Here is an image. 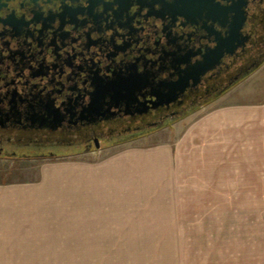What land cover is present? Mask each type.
<instances>
[{"label":"flooded vegetation","instance_id":"af4514ba","mask_svg":"<svg viewBox=\"0 0 264 264\" xmlns=\"http://www.w3.org/2000/svg\"><path fill=\"white\" fill-rule=\"evenodd\" d=\"M219 49V63L181 92ZM263 64L264 0H0V160L133 142ZM174 90V101L158 104L156 93Z\"/></svg>","mask_w":264,"mask_h":264},{"label":"rangeland","instance_id":"374dc122","mask_svg":"<svg viewBox=\"0 0 264 264\" xmlns=\"http://www.w3.org/2000/svg\"><path fill=\"white\" fill-rule=\"evenodd\" d=\"M229 135L151 172L147 140L74 158L0 160V264H264V132ZM130 153L136 172H105Z\"/></svg>","mask_w":264,"mask_h":264},{"label":"crops","instance_id":"0c3cea01","mask_svg":"<svg viewBox=\"0 0 264 264\" xmlns=\"http://www.w3.org/2000/svg\"><path fill=\"white\" fill-rule=\"evenodd\" d=\"M242 129L264 132V64L197 112L178 120L172 126L130 143H138L142 140L149 142L147 145L150 150L148 154L146 153V161H143L146 162L147 169L151 172L154 169L152 165L160 166L166 160L170 161L169 167L172 169L171 165L177 156L196 154L201 148L216 146L218 141H227L225 139H229V134ZM163 132H169V135ZM156 135L161 136L160 143H156V141H160L154 138ZM152 142L155 143L151 145ZM147 145L142 144L138 149L144 150ZM130 155L112 160L108 163L110 168L108 167L105 172H113L114 175H122L120 172L123 174L127 172L126 174L132 175L133 172H136L133 164L138 161V155L136 153H130ZM53 172V169L43 171L42 179L48 181L44 187L50 186L49 182L53 180ZM72 175H75V169L72 170ZM68 178L70 179V177ZM75 206L78 207L71 209L72 211H99L96 207L91 208L90 205L87 210L80 207L83 205ZM133 208L130 207L129 210L133 211ZM152 208L154 207L152 206ZM114 211L122 212L123 208L115 207ZM178 264H182L181 261Z\"/></svg>","mask_w":264,"mask_h":264},{"label":"water","instance_id":"95a60500","mask_svg":"<svg viewBox=\"0 0 264 264\" xmlns=\"http://www.w3.org/2000/svg\"><path fill=\"white\" fill-rule=\"evenodd\" d=\"M240 25H241V22H240ZM240 25L238 28L235 29L234 31V34H233V37H234V42H239V38H240ZM234 50H229L230 53H233L236 51V49L238 48L237 45H234ZM224 52L223 50L219 49V51L217 52L216 56H208L206 59H205V65L204 66H200L199 65V68L197 70V72L195 73V75H187L185 78H184V82L181 83V88H179L181 90V92H184L190 85V82L191 80L193 79L195 81V84H197L199 81H200V78L203 74H205L208 70H211L212 68H214V66H211L207 63H210V61H214V64H218L220 59L222 58ZM157 96V98L159 99V102L158 104L162 103L163 99L160 98V97H163V96H167V102H172L175 100L176 98V90H174L173 92L171 91L170 94H167V95H163V93H156L155 94ZM161 100V101H160Z\"/></svg>","mask_w":264,"mask_h":264},{"label":"trees","instance_id":"16d2710c","mask_svg":"<svg viewBox=\"0 0 264 264\" xmlns=\"http://www.w3.org/2000/svg\"><path fill=\"white\" fill-rule=\"evenodd\" d=\"M215 100V99H214Z\"/></svg>","mask_w":264,"mask_h":264}]
</instances>
